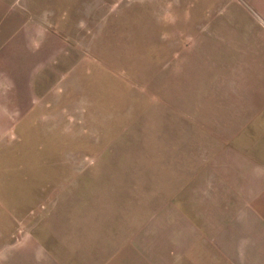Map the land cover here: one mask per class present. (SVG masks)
Listing matches in <instances>:
<instances>
[{
  "label": "rangeland",
  "instance_id": "1",
  "mask_svg": "<svg viewBox=\"0 0 264 264\" xmlns=\"http://www.w3.org/2000/svg\"><path fill=\"white\" fill-rule=\"evenodd\" d=\"M187 1L0 0L2 84L33 100L2 151L0 239L17 237L2 252L159 259L206 221L209 264L255 262L264 38L241 6Z\"/></svg>",
  "mask_w": 264,
  "mask_h": 264
},
{
  "label": "crops",
  "instance_id": "2",
  "mask_svg": "<svg viewBox=\"0 0 264 264\" xmlns=\"http://www.w3.org/2000/svg\"><path fill=\"white\" fill-rule=\"evenodd\" d=\"M186 3L194 5L241 6L244 12L248 11V18L256 22L255 31L252 32L251 30V33H249L248 36L254 38H264V0H189ZM233 36L238 37L236 34ZM256 52L263 51L257 50ZM5 64L9 65V63ZM2 70V62H0V180L2 151L3 149H9L13 144H16L18 137V124L32 112L33 106V100L29 89H23V93H18V88L15 83L14 85L9 86L2 84ZM13 79L16 80L15 78ZM259 117H264V111H255L250 116V118ZM253 125L254 121L251 123V126ZM258 149V143L254 142L251 145V150L257 151ZM220 162L221 160H219V163ZM262 162L263 163H253L251 164L252 167L250 165L249 174L245 176L246 179L248 178V182L264 183V168L259 167L264 166V161ZM232 165L235 167V164L232 163ZM234 167H231L230 170H226L225 168L222 170V173H233L235 169ZM219 180H221V178H219ZM257 187L258 189L250 186L248 195L249 198H253L252 209H254V211H250L252 217L249 216V219H254L255 221L251 224L257 226L254 237L257 240H255V243H251L253 248L250 250V255H252L251 260L255 261L253 264H264V187L260 185ZM200 224L201 225H198L193 221L191 224H187L191 227V231L188 232L189 238L186 241L185 254L162 256L159 259H153L147 256V254L139 247L136 249V251L134 249L129 250L128 248L125 253L114 254L111 256L112 258L105 259L101 264H157L158 261L168 264H174L175 262H179V264H209L211 261L209 254L210 228L206 221H203ZM241 224L242 223H239V226H241ZM10 228L16 230L17 225L15 224ZM194 230L197 231L196 237ZM238 237H241V233L238 234ZM254 238L252 239L254 240ZM16 243V236L14 238L5 239V241L0 239V247H12ZM28 245L33 247V245L30 243H28ZM41 246H44V243L41 244ZM29 251L27 253H19L17 248L6 249L4 252L0 250V264H39V261L41 264H50L48 255L43 254V252L40 255L37 253H29ZM39 256H41V259H39ZM212 260L224 261L225 259L222 260L221 257H217Z\"/></svg>",
  "mask_w": 264,
  "mask_h": 264
}]
</instances>
